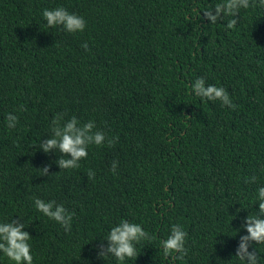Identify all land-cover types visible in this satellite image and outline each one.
<instances>
[{"label":"trees","instance_id":"16d2710c","mask_svg":"<svg viewBox=\"0 0 264 264\" xmlns=\"http://www.w3.org/2000/svg\"><path fill=\"white\" fill-rule=\"evenodd\" d=\"M216 2L0 0V219L27 221L33 264H118L97 253L122 217L153 237L123 264H239L264 183V9H241L227 28L231 17L203 15ZM59 6L83 15L84 30L47 27L42 10ZM197 77L223 86L235 107L195 96ZM57 114L105 134L76 168H60L70 154L58 147H40ZM34 197L62 203L70 229ZM173 224L187 233L179 258L160 248ZM254 244L264 264V244Z\"/></svg>","mask_w":264,"mask_h":264},{"label":"clouds","instance_id":"9594fccd","mask_svg":"<svg viewBox=\"0 0 264 264\" xmlns=\"http://www.w3.org/2000/svg\"><path fill=\"white\" fill-rule=\"evenodd\" d=\"M258 7L264 9V0H218L214 6L204 9L203 15L210 23L215 24L223 17H231L227 21V28L235 27L237 23L236 14L241 9H249ZM47 27L61 26L64 31L75 33L83 31L86 21L83 15L76 12H70L63 6L55 8H44L41 13ZM82 47L87 49L85 42ZM191 92L201 99L208 100L219 99L223 105L234 108L229 93L223 86L216 84H205L203 77H197L190 84ZM6 127L12 129L18 122V116L14 112H8L5 117ZM61 114L52 122V136L40 145L45 152L53 147H58L60 152L70 154V158L61 157L57 163L61 169H71L79 166L80 158L88 156L87 145H102L105 143V134L103 131L92 132L94 121L89 120L80 124L79 119L73 115L69 119L64 120ZM108 144H112V140H107ZM115 165L113 164V171ZM47 169H40V172H46ZM92 176L91 169L88 171ZM251 180L254 182L255 177ZM252 206L258 205L253 214L247 215L245 223L242 227L246 228V235L240 236V243L235 253L239 264H260V250L255 247L254 251H248V242H255L254 245L264 244V183L257 184L252 197ZM53 200H45L40 197H34L32 201L33 207L44 216L56 221L64 229H70L72 223V213L66 211L63 204H55ZM27 221L24 223H15L7 218L0 219V257H6L12 264H33L32 245L30 243L31 235L26 230ZM236 229V234L238 233ZM235 234V235H236ZM234 235V236H235ZM187 233L179 224H173L171 231L166 238L160 240V248L165 257L173 253H179L176 258L185 254V238ZM109 243L106 250L103 249L97 253L98 257L106 260L107 257H114L118 264H123L126 259L136 258L139 253L137 245L142 239L151 241L152 236L145 230L139 222L131 221L127 218H120L118 221L110 224L107 234L103 236ZM91 240V239H90ZM134 241L136 242L134 244ZM110 254V255H109Z\"/></svg>","mask_w":264,"mask_h":264}]
</instances>
